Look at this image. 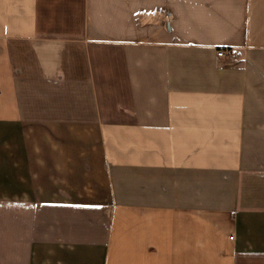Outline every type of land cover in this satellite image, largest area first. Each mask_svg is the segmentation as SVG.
I'll return each instance as SVG.
<instances>
[{"label": "crops", "instance_id": "crops-1", "mask_svg": "<svg viewBox=\"0 0 264 264\" xmlns=\"http://www.w3.org/2000/svg\"><path fill=\"white\" fill-rule=\"evenodd\" d=\"M0 264H264V0H0Z\"/></svg>", "mask_w": 264, "mask_h": 264}, {"label": "built area", "instance_id": "built-area-1", "mask_svg": "<svg viewBox=\"0 0 264 264\" xmlns=\"http://www.w3.org/2000/svg\"><path fill=\"white\" fill-rule=\"evenodd\" d=\"M217 54L219 57H228L231 54V50L229 48H219Z\"/></svg>", "mask_w": 264, "mask_h": 264}]
</instances>
